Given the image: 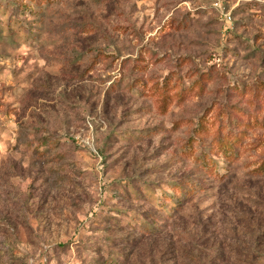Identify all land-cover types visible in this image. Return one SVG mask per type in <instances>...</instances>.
I'll list each match as a JSON object with an SVG mask.
<instances>
[{"label":"rangeland","instance_id":"1","mask_svg":"<svg viewBox=\"0 0 264 264\" xmlns=\"http://www.w3.org/2000/svg\"><path fill=\"white\" fill-rule=\"evenodd\" d=\"M12 1L0 0V264H264V177L250 173L264 128L227 179L166 203L172 184H202L187 124L246 108L226 93L264 82V0H62L42 16ZM212 67L208 93L166 110L135 86Z\"/></svg>","mask_w":264,"mask_h":264},{"label":"trees","instance_id":"2","mask_svg":"<svg viewBox=\"0 0 264 264\" xmlns=\"http://www.w3.org/2000/svg\"><path fill=\"white\" fill-rule=\"evenodd\" d=\"M59 1L62 0H17L11 4L20 15L38 13L42 16L48 7ZM217 75L213 67L208 71L194 70L184 76L178 71H173L162 83L154 82L150 88H146L145 81L135 86L145 90L144 93L141 92L143 95L157 98L159 106L166 110L174 103L183 104L195 96L208 93V85L216 80ZM231 90L233 91L227 92L225 96L246 101L247 107L230 104L218 106L210 113L205 112L199 117V125L187 124L191 127L193 135L182 152L194 163L197 174L203 176L202 184H172L173 194L166 198V203L172 201L174 207L183 208L193 197L205 191L207 179L215 181L227 179L233 166L244 157L252 156L250 152L257 150L247 141L252 132L264 128V82H256L252 87L236 85ZM242 101L240 102L243 103ZM262 152V157L253 162L256 167L250 172L257 177H264V147ZM220 161L224 164L222 172V168L219 167Z\"/></svg>","mask_w":264,"mask_h":264}]
</instances>
